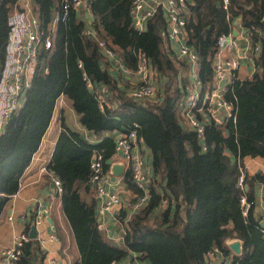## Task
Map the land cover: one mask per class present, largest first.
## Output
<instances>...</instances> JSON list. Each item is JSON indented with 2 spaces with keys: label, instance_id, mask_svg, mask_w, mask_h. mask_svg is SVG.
<instances>
[{
  "label": "trees",
  "instance_id": "16d2710c",
  "mask_svg": "<svg viewBox=\"0 0 264 264\" xmlns=\"http://www.w3.org/2000/svg\"><path fill=\"white\" fill-rule=\"evenodd\" d=\"M191 2L185 16L186 41L199 58L198 77L204 90L211 85L216 39L232 29V18L240 17L253 44L264 39V0H229L227 9L221 0ZM15 3L16 0H0V77L9 12ZM131 4L132 0H90L88 6L94 19L89 26L98 38L114 47L131 71L138 51L147 56L156 72L165 77L161 99L143 104L129 97L126 88L119 87L121 82L108 73L109 62L102 58L95 39L83 34L88 25L71 9L65 19L55 21L51 47H38L24 103L0 136V215L17 191L18 181L49 125L55 101L62 95L88 135L69 128L61 116V129L47 169L61 182V207L74 236L79 264H111L122 260L128 251L150 264H208L206 252L216 246L220 255L228 256L226 241L232 238L242 242V252L234 256V261L264 264V238L259 222L252 216L253 206L243 217L240 192L235 186L237 166L228 174L225 164L227 151L240 162L246 156L264 159V52L254 58L252 77L233 79L223 94L234 106L235 121L206 126L200 141L195 132L183 126L177 110L182 93L177 68L162 47L159 14L148 20L145 30L137 31L131 25ZM32 7L44 37L55 15L60 14V0H32ZM82 72L92 82L108 87L110 104L103 111L87 90ZM133 123L151 152V168L157 180L151 182L146 206L125 221L123 250L103 240L94 201H82L79 189L89 185L93 152L102 153L105 171L110 168L114 140L103 134L127 130ZM123 181L131 192H137L129 172L123 175ZM254 183L262 186L264 200L263 171L253 176L245 174L249 201H253ZM162 196L168 197L170 203L157 215ZM124 216L122 212L120 221ZM44 257L37 241L28 240L15 264H43Z\"/></svg>",
  "mask_w": 264,
  "mask_h": 264
},
{
  "label": "built area",
  "instance_id": "2783aa9c",
  "mask_svg": "<svg viewBox=\"0 0 264 264\" xmlns=\"http://www.w3.org/2000/svg\"><path fill=\"white\" fill-rule=\"evenodd\" d=\"M89 2L90 0H60V14L57 13L55 15L54 22L48 28V33L44 37L31 0H16L15 5L12 6L8 17L9 34L5 46L4 67L0 77V136L6 123L18 112L24 103L34 72L38 47L40 45H43L46 49L51 47L50 35L54 32L55 21L59 18L65 19L71 9L77 11L83 7L89 10ZM221 5L224 9H227L229 0H221ZM162 6L166 8L169 28L167 36L178 43V56L187 61L189 76L191 77V83L187 86L185 94L177 102V110L180 113L183 126L195 132L197 138L202 141L206 126L211 124L223 126L229 120L235 121L234 106L231 102L224 99L223 94L226 87H222L220 82L229 74L235 79L234 72L245 57H249L253 70H255L254 58L264 52V39L252 44L250 50L244 52L239 47L237 38L231 31L221 33L216 39L211 85L203 90L198 77L199 58L193 47L188 45L186 41V19L181 13V9L188 7L187 0H132L129 11L132 25L137 31H143L144 22L151 19ZM83 34L85 36H94L88 27L85 28ZM96 40L100 53L113 66L123 72L130 71L108 41L97 37ZM223 50L228 51L230 57H220V52ZM78 67L82 68L80 62H78ZM133 73L139 81L135 86L126 89L127 95L143 104L152 101L159 102L162 95V92L159 91V87L162 86L159 84L160 75L151 66L150 60L143 52L138 51L136 53V65ZM82 78L87 90L96 101L98 109L103 111L104 107L110 104L108 88L102 83L92 82L84 72H82ZM63 100L64 97L59 95L55 104L61 106ZM136 127L137 124L133 123L127 130L121 131L118 136L113 137L114 151L125 160L131 181L137 190V192H131L134 195H132V198L127 200L122 191L110 188L112 184H118L114 182L115 180H111V172L104 170L102 153L96 151L91 156L88 184L93 187L97 199L100 200V204L96 209L97 216L102 217L122 204L127 206L130 212L133 213L144 208L148 202L150 176H148V166L145 163L144 154L140 147L141 144H144V140L137 134ZM201 149L202 151L205 150L203 143H201ZM236 166L238 174L235 186L240 192L239 206L242 216L245 217L254 202L249 201L246 196L245 168L240 161H236ZM42 170L50 174L47 168L43 167ZM20 179L18 187L21 186ZM51 180L56 192L61 193L60 180L53 175ZM169 203L170 199L162 196L155 213L157 215L161 214ZM47 213L48 208L40 207L31 216V222L35 227L42 223ZM8 220L11 221L12 217L9 216ZM261 233L264 238V228H261ZM28 240L27 233L15 235L12 244L1 250L2 264H15L20 255L21 247ZM37 240L41 246H44L47 242L56 240V236L50 234L46 237H38ZM217 255H220L219 249L213 246L206 252L205 261L210 264L216 259ZM233 258L229 254L224 257V261L221 264H238Z\"/></svg>",
  "mask_w": 264,
  "mask_h": 264
},
{
  "label": "crops",
  "instance_id": "0c3cea01",
  "mask_svg": "<svg viewBox=\"0 0 264 264\" xmlns=\"http://www.w3.org/2000/svg\"><path fill=\"white\" fill-rule=\"evenodd\" d=\"M188 5H191V0H187ZM32 2V0H31ZM188 8V7H187ZM187 8L181 9L182 15L187 16ZM160 20L162 21L161 25V36H162V47L165 51L169 52V56L174 62L175 67L177 68V84L181 88V97L185 94L187 86L191 83V77L189 76V66L187 61L178 56L177 52V42L172 41L167 36V31L169 30L167 24V14L166 8L162 6L159 8L158 12ZM76 15L81 18V20L88 26L90 29V23L93 21V15L90 10L81 7L76 11ZM153 18V17H152ZM131 20V16H130ZM147 22H144V30L146 29ZM132 25V20H131ZM133 26V25H132ZM231 31L234 36L237 38L239 47L242 51L247 52L250 50L252 46L251 39L248 36V31L244 28L240 23V17H234L231 19ZM91 30V29H90ZM93 32V31H92ZM93 37L96 41V35L93 32ZM98 38V37H97ZM102 39V38H101ZM116 52V51H115ZM101 54V53H100ZM117 54V53H116ZM102 58L109 62V67L107 69L108 73L117 81L121 82L119 87L121 88H131L135 86V84L139 81L137 76L133 73V71L123 72L118 70L115 66L111 64V62L101 54ZM230 57L228 51L223 50L220 52V57ZM253 66L249 57H245L241 62L238 69L234 72V77L243 80L251 78L253 73ZM159 84H163L165 81V77L159 76ZM162 78V79H161ZM233 79L231 74L227 75L221 82L220 85L222 87H227ZM106 86V85H105ZM107 87V86H106ZM159 87V91L161 88ZM108 88V87H107ZM110 94V92H109ZM180 97V98H181ZM96 102V101H95ZM155 102V101H153ZM58 108V113L55 114V109ZM62 119L64 123L71 129L79 131L83 136H87V131L81 126L77 114L70 107L68 102L64 99L63 104L59 106L55 104L53 114L51 116L49 125L43 134L41 141L38 145L37 150L32 154L31 159L25 170L21 175V186L18 187L17 191L11 196L7 205L0 215V264H2L1 260V250L7 246H10L13 242V238L15 235L20 233H29L30 225H34L31 222V216L38 211L40 207L48 208V213L45 216L42 223L35 227L36 230V238L29 240H36L39 247L45 252V257L43 259V264H79L80 257L77 250V246L74 240L73 233L71 231L70 225L63 213L60 201V193L56 192L55 187L53 186L51 176L52 172L47 173L42 170V168H47L49 161L51 159V155L54 149V145L61 129L60 120ZM183 124V123H182ZM120 130H115L113 132L104 133L103 136H118ZM90 138V137H89ZM93 140V139H92ZM99 141V139H97ZM97 142V141H96ZM141 150L143 151L145 163L148 166V176L149 184L148 188L150 189L151 182L157 180L154 179V174L152 172L151 163H152V155L149 148L146 144L140 145ZM236 158L230 152L225 153V164L228 169V174L232 171L233 167L236 165ZM242 165L244 166L245 174L248 176H253L255 173L259 171L264 172V159L262 157H249L246 156L242 160ZM113 165L121 166V172L119 176H115V183L118 185L112 184L110 186L111 189H118L123 192L125 198L130 199L134 195L127 188L126 183L123 181V175L126 172H129L127 164L122 157L116 153L113 154L110 160V168ZM130 173V172H129ZM112 177V174H111ZM159 181V180H158ZM158 190L159 187H157ZM248 186L246 185V191ZM133 192V191H132ZM133 195V196H132ZM150 196V194H149ZM79 197L82 201L89 203L90 201H94L95 204V214L96 209L100 204V200L97 199L94 189L92 186H81L79 189ZM149 199V197H148ZM254 204L252 209V216L257 219L260 223L264 224V200H263V189L262 186L258 183L253 184V197ZM171 204H173V200L171 199ZM124 212L125 216L122 221H120V215ZM131 212L127 206L122 204L118 208H116L112 212L106 213L104 216H97L98 228L101 232V236L103 240L111 245L116 246L120 249L126 250L125 245L123 243V234L125 231V221L129 218ZM11 216L12 220L9 221L8 217ZM24 216V217H22ZM26 227H28V232H26ZM54 234L56 236V240L47 242L44 246H41L38 237H46L47 235ZM236 238L228 239L226 244L228 246L229 242L234 241ZM242 243V242H241ZM242 252V249H241ZM232 257L236 256L230 250ZM241 254V253H240ZM239 256V255H238ZM224 261V256L217 255L216 259H214L212 263L221 264ZM127 263H135V264H150L149 261L145 258H141L135 252L128 251L127 255L118 262H113L111 264H127Z\"/></svg>",
  "mask_w": 264,
  "mask_h": 264
},
{
  "label": "water",
  "instance_id": "95a60500",
  "mask_svg": "<svg viewBox=\"0 0 264 264\" xmlns=\"http://www.w3.org/2000/svg\"><path fill=\"white\" fill-rule=\"evenodd\" d=\"M217 5H219V2H217ZM261 24H262L263 29H264V17H263V19L261 21ZM120 172H121V166L113 165L111 167V174H112L111 180H114L115 176H119ZM260 227L264 228V224L260 223ZM28 237L30 239H35L36 238V230H35L34 225H30ZM228 248L233 252L234 255L238 256L241 253L242 243H241V241L239 239H235L234 241L228 243Z\"/></svg>",
  "mask_w": 264,
  "mask_h": 264
},
{
  "label": "rangeland",
  "instance_id": "374dc122",
  "mask_svg": "<svg viewBox=\"0 0 264 264\" xmlns=\"http://www.w3.org/2000/svg\"><path fill=\"white\" fill-rule=\"evenodd\" d=\"M152 102H153V101H152ZM57 110H58V108H57V109H55V111H56V112H55V114H57V113H58V111H57Z\"/></svg>",
  "mask_w": 264,
  "mask_h": 264
}]
</instances>
